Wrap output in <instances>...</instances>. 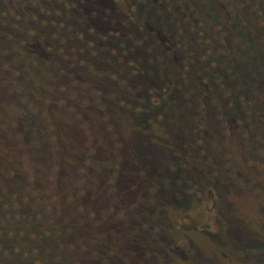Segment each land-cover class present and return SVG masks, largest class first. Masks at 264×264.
Instances as JSON below:
<instances>
[{
    "label": "rangeland",
    "instance_id": "obj_1",
    "mask_svg": "<svg viewBox=\"0 0 264 264\" xmlns=\"http://www.w3.org/2000/svg\"><path fill=\"white\" fill-rule=\"evenodd\" d=\"M250 12L249 18L257 11L252 7ZM42 72L52 74L49 84L57 89L42 86V97L33 104L23 102L21 97V101L12 98L11 92H2L4 81L14 74L0 67V264L264 261V107L260 102H255V114L245 119L234 100L224 105L226 125L218 114L208 113L199 140L188 131L181 159H169L160 151L150 159L146 150L131 144L139 141L135 137L131 140L129 135L124 152L140 158L122 159L117 165L113 160L116 149L108 144L104 148L105 158L108 156L107 176L88 177L81 167L78 171L77 161L83 159L86 165L94 166V171L98 168L100 160L92 147L99 142L96 137L104 142L101 111L94 115L89 111L86 103L93 97L72 79L55 74L53 67ZM254 97L259 100V95ZM21 113H31L39 127L26 124L18 117ZM87 116L95 120L91 129L82 124ZM15 117L21 120L23 129L15 123ZM145 167L152 172L164 168L157 177L168 178L173 183L169 186L172 192L179 185L184 187L189 197L180 201L185 206L194 203V197L202 198L211 187L217 201L215 196L208 198L199 215L186 213L179 221L173 217V200L163 195H158L155 202L131 206L133 200L139 201L142 185L137 186L134 181ZM234 169L248 171L244 183L232 179ZM80 171L87 176L85 182L80 181ZM221 177L225 181L219 182ZM111 178L113 186L106 183L103 188V182ZM174 206L178 208L177 203ZM159 209L168 211L167 218H160L152 226L136 227L141 218L132 212L143 210L150 216ZM65 215L69 216L64 219ZM70 223L72 228L67 227ZM160 223L165 230L158 229ZM180 223L200 231L183 230ZM169 225L174 232L168 231ZM206 226L213 234L222 229L223 235L219 238L203 233ZM135 227L137 231L128 238ZM182 233L185 234L174 241L175 234ZM95 237L100 243L94 249L91 240Z\"/></svg>",
    "mask_w": 264,
    "mask_h": 264
},
{
    "label": "trees",
    "instance_id": "obj_2",
    "mask_svg": "<svg viewBox=\"0 0 264 264\" xmlns=\"http://www.w3.org/2000/svg\"><path fill=\"white\" fill-rule=\"evenodd\" d=\"M263 5L264 0H0V67L14 74L4 81L2 92L34 104L42 97V86L57 89L49 84L52 74L42 72L52 67L55 74L67 76L87 90L93 100L86 104L93 115L101 111L104 135V142L96 137L99 142L92 147L100 160L97 172L83 159L77 161L78 171L81 167L88 177L107 176L104 148L108 144L116 149L113 160L117 165L122 159L140 158L124 152L129 135L139 141L131 144L146 150L150 159L158 151L169 159H181L188 131L199 140L208 113L218 114L226 125L222 109L232 100L243 119L255 114L256 101L264 107ZM252 7L257 12L249 18ZM30 115L18 117L39 127ZM19 118L13 120L23 129ZM82 124L91 129L94 117L87 116ZM163 170L141 168L134 181L142 185L141 194L131 206L155 202L163 195L177 203L178 208L172 207L175 215L170 216L179 221L186 213L199 215L203 202L215 196L211 187L202 198L194 197V203L185 206L181 201L189 195L181 185L172 192L169 186L173 183L157 177ZM234 170L232 179L244 183L248 171ZM84 172L83 182L87 179ZM113 180L103 182V188L106 183L112 187ZM167 212L132 213L141 218L138 227L152 226L167 218ZM70 225L67 227L72 228ZM185 225L181 224L183 230L200 231ZM160 226V231L165 230L162 223ZM168 231L174 232V228L169 225ZM202 232L223 235L222 229L213 234L207 226ZM184 234H175L174 241ZM91 243L95 249L99 238Z\"/></svg>",
    "mask_w": 264,
    "mask_h": 264
}]
</instances>
